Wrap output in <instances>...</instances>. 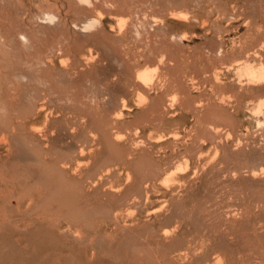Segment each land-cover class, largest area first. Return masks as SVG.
<instances>
[{"label": "rangeland", "instance_id": "374dc122", "mask_svg": "<svg viewBox=\"0 0 264 264\" xmlns=\"http://www.w3.org/2000/svg\"><path fill=\"white\" fill-rule=\"evenodd\" d=\"M243 65L264 0H0V264H264Z\"/></svg>", "mask_w": 264, "mask_h": 264}, {"label": "bare ground", "instance_id": "6f19581e", "mask_svg": "<svg viewBox=\"0 0 264 264\" xmlns=\"http://www.w3.org/2000/svg\"><path fill=\"white\" fill-rule=\"evenodd\" d=\"M261 67H262V66H261ZM261 67L253 68V67H251V66H249V65H243V66H241L240 68H241L242 70H245L247 73H250L251 75H252L253 73H255L257 76H259V75L261 74ZM150 72H151V70H149V69H147V68H145V69H142V68H141V70L138 71V76H139L141 79H143V80L145 81V80H148V79H149V77H150ZM251 78H252V77H251Z\"/></svg>", "mask_w": 264, "mask_h": 264}, {"label": "clouds", "instance_id": "9594fccd", "mask_svg": "<svg viewBox=\"0 0 264 264\" xmlns=\"http://www.w3.org/2000/svg\"><path fill=\"white\" fill-rule=\"evenodd\" d=\"M182 19L187 20L188 16L185 15L182 17ZM252 76L254 79H264V66L261 67V74L259 76H257L255 73H253Z\"/></svg>", "mask_w": 264, "mask_h": 264}]
</instances>
